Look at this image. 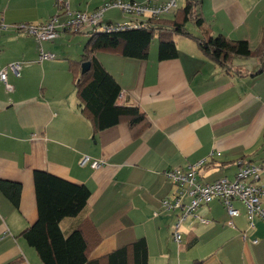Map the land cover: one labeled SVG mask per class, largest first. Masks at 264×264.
I'll use <instances>...</instances> for the list:
<instances>
[{"label": "crops", "instance_id": "0c3cea01", "mask_svg": "<svg viewBox=\"0 0 264 264\" xmlns=\"http://www.w3.org/2000/svg\"><path fill=\"white\" fill-rule=\"evenodd\" d=\"M66 1L74 11L91 12L128 0ZM190 3L184 27L194 38L222 36L264 48V0H176L175 14L158 20L181 23ZM55 13L52 0H0V71L23 63L18 76L7 71V86L0 83V180L21 186L17 209L0 193V264H42L22 236L38 219L36 171L89 190L86 207L59 226L65 236L84 228L94 244L90 262L143 238L148 264H264V223L254 218L249 229L239 201L232 202L240 213L233 219L219 200L197 209L180 223L178 245L172 234L180 211L161 206L175 191L165 171L203 162L197 178L210 184L234 180L238 162H264V71L257 73L256 60L234 57L227 73L196 39L182 35L172 37V59H158L157 41L145 60L99 51L96 60L120 87L116 104L138 108L144 121L133 126L123 119L96 132L82 113L70 66L85 36L62 31L53 42H38L12 28ZM124 19L117 9L103 16L104 23ZM40 50L56 58L38 61ZM84 157L102 165H80ZM256 184L264 187V174Z\"/></svg>", "mask_w": 264, "mask_h": 264}, {"label": "trees", "instance_id": "16d2710c", "mask_svg": "<svg viewBox=\"0 0 264 264\" xmlns=\"http://www.w3.org/2000/svg\"><path fill=\"white\" fill-rule=\"evenodd\" d=\"M52 1L55 6V0ZM191 5L190 3L183 9L181 23L153 19L142 28L109 33L96 32L85 37L86 42L80 59L71 61L70 66L75 74L76 96L82 106V113L91 121L96 132L117 125L123 119H127L130 125H138L144 121V116L138 108L116 104L120 87L96 60L95 54L99 51H119L125 58L145 60L149 47L156 38L159 60L176 57L173 36L182 35L196 39L184 27L192 10ZM56 15L63 20V12L57 7ZM48 19L41 24L24 25H42ZM14 27L15 25L12 26ZM196 40L201 52L227 73L233 71L231 62L234 57L255 59L259 66L257 73L264 71V48L251 50L245 41H231L222 36ZM85 62L90 63L89 70L81 73V65ZM34 185L38 219L22 236L36 251L42 264H128V260L130 264H148L147 244L143 238L116 250L104 259L90 262L89 247L94 244H91L89 237L85 235L84 228L73 230L65 236L59 226L63 219L77 216L86 207L89 190L84 185L39 171L34 172ZM0 193L15 209L18 208L21 193L19 184L0 180Z\"/></svg>", "mask_w": 264, "mask_h": 264}, {"label": "built area", "instance_id": "2783aa9c", "mask_svg": "<svg viewBox=\"0 0 264 264\" xmlns=\"http://www.w3.org/2000/svg\"><path fill=\"white\" fill-rule=\"evenodd\" d=\"M55 6L63 12V20L56 13L42 25H16L14 29L19 34H26L38 42H53L59 38L62 31L72 34H82L89 37L96 32H114L128 29H138L146 26L149 20H158L166 15L175 14L176 0H128L106 2L91 13L72 11L66 0H55ZM117 9L125 17L123 21L116 23H104L103 16L108 10ZM54 54L40 50L38 61L52 60ZM23 63L14 62L0 71V83L7 86V71L18 76ZM203 162L190 166L187 170L179 168L170 169L163 174L175 191L170 199L161 201L162 209L166 212L180 211L179 218L174 225L173 239L181 243V234L178 231L182 221L194 213L200 207L209 204L213 200L221 201L230 219L240 215L232 202L239 201L247 214L248 228H253L254 218L264 223V209L261 206V198L264 197V187L256 182L264 174V162L260 165L238 162L239 169L234 180L220 179L210 184L201 183L197 174ZM88 164L92 169H98L102 162L82 158L80 165ZM208 224L205 220H200ZM232 225L231 220L227 222ZM242 238L245 240V236ZM257 241L254 240V243Z\"/></svg>", "mask_w": 264, "mask_h": 264}, {"label": "water", "instance_id": "95a60500", "mask_svg": "<svg viewBox=\"0 0 264 264\" xmlns=\"http://www.w3.org/2000/svg\"><path fill=\"white\" fill-rule=\"evenodd\" d=\"M89 67H90V63L89 62L82 63V65H81V73L87 72L89 70Z\"/></svg>", "mask_w": 264, "mask_h": 264}, {"label": "rangeland", "instance_id": "374dc122", "mask_svg": "<svg viewBox=\"0 0 264 264\" xmlns=\"http://www.w3.org/2000/svg\"><path fill=\"white\" fill-rule=\"evenodd\" d=\"M82 41H83V43L86 42L85 39H83ZM156 41H157L156 38H154V40H153V44H154ZM76 59L79 60L77 56H76ZM180 252H184L183 247L181 248Z\"/></svg>", "mask_w": 264, "mask_h": 264}]
</instances>
